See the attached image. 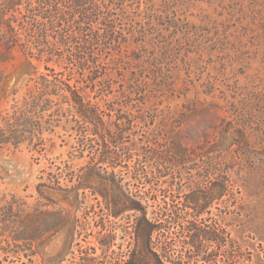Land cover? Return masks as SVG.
I'll list each match as a JSON object with an SVG mask.
<instances>
[{"label": "rangeland", "instance_id": "1", "mask_svg": "<svg viewBox=\"0 0 264 264\" xmlns=\"http://www.w3.org/2000/svg\"><path fill=\"white\" fill-rule=\"evenodd\" d=\"M11 1L0 0V264L186 261L190 223L226 240L205 245L213 264H264V0H90L111 40L105 17L83 24L73 0L3 15ZM51 70L70 89L6 126L27 81ZM127 200L165 235L139 237L137 212L112 216Z\"/></svg>", "mask_w": 264, "mask_h": 264}, {"label": "trees", "instance_id": "2", "mask_svg": "<svg viewBox=\"0 0 264 264\" xmlns=\"http://www.w3.org/2000/svg\"><path fill=\"white\" fill-rule=\"evenodd\" d=\"M21 1L22 0H12L11 3L8 4L5 7V9L3 10V12H1V13L3 15H5L6 12H8L12 9H16L17 6L21 5ZM73 2L76 5V7L81 9L79 12L83 18L82 19L83 24H85L86 22H89V24L96 23V22H98L97 18H99L100 14H102V13L106 14L103 11L102 6H100L94 2H93V6L88 5V4H90V0H73ZM42 3H43V5L49 4V3H51V0H42ZM104 6H105V8H108V3L104 4ZM34 11H35V9H29L28 14L24 16L25 19L26 20L34 19L33 18V15H35ZM107 11H109V10L107 9ZM104 14H102V16ZM108 16H109V13H108V15L103 16L105 18H104L103 22L100 21V23L104 27L99 28V30L103 29V34H102L103 37L109 38V40H111L114 32L111 30L112 26H111V23L108 22ZM32 21H34V20H32ZM28 22L31 23V21H28ZM50 22H51V20H50ZM77 26L83 27V26H80V23H77ZM14 30H15V27L13 28V31ZM79 30L82 32L85 31L84 29L83 30L79 29ZM16 32H17V30H16ZM30 33H31V31H30ZM97 35H98V33H97ZM97 35L95 37H92V38L88 37V39H86L84 41L85 45L87 44L88 46H91V44L98 42L100 36L98 37ZM14 39H15L14 40L15 42H18V40L16 38H14ZM19 45H21L24 48V50L29 51L32 56L35 55V53L32 50V47L29 46L27 43L24 42V43H21ZM9 49H12V47H10ZM39 51L40 52H38V54L41 55L42 51L41 50H39ZM39 55H38V57H40ZM88 61L90 62L91 60H88ZM88 61L85 60L84 64H86V62H88ZM81 62H82V60H81ZM92 62L94 63L95 60H93ZM47 70H50V69L47 68ZM96 74H97V72L96 73L92 72L89 75V79L91 81H94L93 77ZM59 76H60L59 73H55L54 70H51L50 73L40 74L37 78L31 77L27 81V84L25 85L27 90H26V94L23 98L22 104L19 107L18 106L11 107L10 109L13 111L12 113H10V112L6 113L7 114L5 117L6 120H4V121H6L5 122L6 126H16V125L18 126V125H23V124H29L31 119L28 117L27 114L39 105L42 97L45 94H48V93L52 94V93H55L57 90L65 91V87L69 88L70 86H66L67 84L64 82V80L59 78ZM76 103L79 106L80 112H82L84 114L89 113V110L86 108V106L82 102H80L79 99L76 100ZM88 115H90V114H88ZM91 118H92V121H94L96 123L97 116L94 117L93 115H91ZM96 124H98V126H100V124H102V123H101V121L98 120V123H96ZM116 124H117V127H120V124H118V123H116ZM103 132L107 136H109L112 140H115L116 138H118V135L115 136L109 129H105ZM31 133L33 135L35 132H31ZM30 139H31V136H30ZM119 139H120V136H119ZM120 147L122 148V150H125L128 148V146H126L124 144H121ZM59 184H60V182H58V180H57V185H59ZM52 189L61 191V188H52ZM72 189H70L69 191H71ZM222 189H224V186H222ZM103 197L105 198L106 201H109L108 196H103ZM198 197L196 196V198H198ZM40 198L49 199L44 194V192H41V191H40ZM127 201H128L127 202L128 204H126V205L124 204L123 207H118V208L112 210V216L116 217L124 210L125 211L131 210V211L137 212L140 214V216L138 218V225H139L138 236L139 237L141 234L143 235L145 233L147 235H150V234H153L154 232H158V236L165 235L164 232H162L163 229H162L160 223L158 222V220L151 221L147 218L146 209L141 204H138L132 200H127ZM165 208L167 209V207H165ZM202 211H203L202 206L197 207V211H196L197 215H201ZM163 212L164 211H162V213ZM172 212H173V210H172ZM42 214H49V213L44 212ZM59 215L61 216V218L63 217L62 213H59ZM22 223L23 222H21V224ZM28 226L29 225L26 224V228H24L23 232H20V233L26 235L28 232V230H27ZM186 230L189 232H192V234L189 236L190 241L187 242V244H189V249H186L185 254H184L185 255L184 259H186V261H184V260H165L164 259V253L165 252H163V251L160 253L152 252V251H150V252L146 251L147 253L140 254V255L131 254L129 256V260L126 261L125 264H192L191 261L193 260V258L195 256H203V257H205V259H207V262H210V264H213L214 261H213V258H211L210 253L206 254L207 256L201 255L202 253H204L205 245L206 244H217V246H221V244L225 243L224 241H226V240H223L220 236H218V234H216L215 231L211 230L210 228L200 229L198 226H196L193 223H190L187 226ZM19 239H21L20 236H17L15 238V240H19ZM167 247H168V244L166 245V249H167ZM230 258H231V256H230Z\"/></svg>", "mask_w": 264, "mask_h": 264}]
</instances>
